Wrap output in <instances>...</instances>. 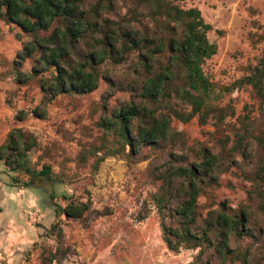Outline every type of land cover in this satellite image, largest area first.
Listing matches in <instances>:
<instances>
[{"label": "trees", "instance_id": "trees-1", "mask_svg": "<svg viewBox=\"0 0 264 264\" xmlns=\"http://www.w3.org/2000/svg\"><path fill=\"white\" fill-rule=\"evenodd\" d=\"M182 1L126 0L122 14L114 0H0V20L32 36L12 70L18 84L38 81L43 99L32 109L36 116H46L47 104L58 95L96 90L101 78L130 93L113 111L107 100L101 104L99 141L81 143L79 164L95 157L92 182L109 156H123L133 164L141 149L155 156L173 154L171 148L184 142L175 119L187 123L196 118L202 127L212 123L219 150L197 141L191 159L177 155L178 162L188 159V164H167L152 172L161 181L152 202L163 239L173 251L198 250L188 264H264V48L256 63L245 66L243 76L230 84L215 81L204 69L218 51L208 37L213 25L198 6L185 7ZM110 13L114 16H104ZM56 21L59 25L53 27ZM37 50V64L24 71V61ZM123 63L128 64L127 75L118 80L111 67ZM46 71L51 72L48 77L41 75ZM245 87H251L258 108L246 103L237 115L236 106L223 101ZM27 116V110L17 111L15 126L0 144V172L15 186L63 183L64 173L57 174L51 163L39 167V161H32L30 154L40 141L21 126ZM235 117V123L229 121ZM232 165L252 184L237 206L217 200L213 192ZM83 189L86 200L64 194V203L52 193L57 218L82 220L90 213V191ZM203 195L205 204L200 202ZM51 230L60 241L61 226L54 223Z\"/></svg>", "mask_w": 264, "mask_h": 264}, {"label": "rangeland", "instance_id": "rangeland-1", "mask_svg": "<svg viewBox=\"0 0 264 264\" xmlns=\"http://www.w3.org/2000/svg\"><path fill=\"white\" fill-rule=\"evenodd\" d=\"M94 1L85 0L87 4ZM114 1L124 14L126 0ZM181 4L198 6L213 25L208 37L217 43L218 51L206 61L204 69L215 81L230 84L245 74V66L257 62L264 48V38L260 40L264 36V0H185ZM56 25L59 22H54L53 27ZM31 39L18 26L0 20V136L15 126L18 110H27V119L21 126L33 131L40 141V147L30 154L32 161H39V167L43 162L51 163L57 174L64 173V181L55 186L18 184L17 195L9 203L2 199L0 188V264H188L198 250L173 251L165 243L160 217L152 202V193L161 181H156L152 172L159 173L167 164H188L197 141L219 150L211 134L212 123L202 127L196 118L187 123L175 119L173 125L183 132L184 142L171 148L173 154L155 156L145 148L133 164L123 156H109L92 182L95 157L85 165L79 164L81 143L99 141L102 131L96 121L102 114L101 104L107 100L109 110L113 111L129 99L130 93L113 88L108 79L101 78L96 90L58 95L47 104L46 116H36L32 109L43 99L38 81L18 84L12 70V62ZM39 57L37 50L24 61L23 70L31 71ZM111 68L116 79L126 78L128 64ZM50 74L41 73L44 77ZM229 101L236 106L237 115L246 103L258 108L251 87L234 91L223 102ZM229 121L237 120L235 117ZM178 154L188 158L185 163L177 161ZM3 184L13 182L5 172H0V185ZM83 187L92 198L90 213L82 220L57 218L52 193L61 203L64 194L86 200L88 194ZM251 187L241 169L232 165L222 173L213 192L217 200L227 199L237 206L246 200ZM207 201L206 195L200 198L201 204ZM54 223L62 228L60 241L59 236L52 234Z\"/></svg>", "mask_w": 264, "mask_h": 264}, {"label": "crops", "instance_id": "crops-1", "mask_svg": "<svg viewBox=\"0 0 264 264\" xmlns=\"http://www.w3.org/2000/svg\"><path fill=\"white\" fill-rule=\"evenodd\" d=\"M7 133H5L3 136H0V144L5 140ZM1 188V195L3 196L2 199H4L7 203L11 201V198L15 195L16 193V186H13L11 184L7 185H0ZM16 193V194H15ZM12 205L10 204L9 209L12 208Z\"/></svg>", "mask_w": 264, "mask_h": 264}]
</instances>
